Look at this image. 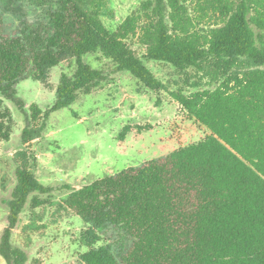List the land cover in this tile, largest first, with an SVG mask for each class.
Listing matches in <instances>:
<instances>
[{
  "label": "trees",
  "instance_id": "obj_1",
  "mask_svg": "<svg viewBox=\"0 0 264 264\" xmlns=\"http://www.w3.org/2000/svg\"><path fill=\"white\" fill-rule=\"evenodd\" d=\"M34 1L42 9L36 23L11 30L5 11L19 0H0V95L23 109L19 82L45 81L68 58L76 67L60 75L49 107L30 104L24 142L40 135L52 112L100 85L105 75L83 59L97 51L155 92L158 103L167 92L182 117L208 130L198 142L69 193L65 205L90 225L83 264H264V0H142L114 31L101 19L106 0ZM133 41L146 59L192 68L213 87L168 90ZM11 124L0 104V143ZM16 177L0 239L8 264L26 261L11 231L29 195L51 189L27 160Z\"/></svg>",
  "mask_w": 264,
  "mask_h": 264
},
{
  "label": "rangeland",
  "instance_id": "obj_2",
  "mask_svg": "<svg viewBox=\"0 0 264 264\" xmlns=\"http://www.w3.org/2000/svg\"><path fill=\"white\" fill-rule=\"evenodd\" d=\"M105 26L114 31L142 0H106ZM17 7V10L13 8ZM11 30L19 24H35L42 14L34 0H19L7 7ZM131 48L168 90L186 93L213 87L201 74L189 68L179 71L165 61L148 60L145 48L131 42ZM84 61L100 69L105 78L86 94L79 92L70 106L52 112L38 137L23 141L31 125L29 106L49 107L55 100L60 75H72L76 63L68 58L52 67L45 81L28 78L17 84L14 101L0 95V104L12 117L8 141L0 143V239L7 224L9 201L17 183L16 169L27 160L35 177L48 192L29 195L11 231V243L26 254L24 264H83L80 254L89 249L85 233L89 224L65 205L69 193L81 186L178 147L203 139L208 130L180 115L178 106L164 100L128 71H118L102 52L87 53ZM41 123V120H40ZM128 128L124 133L123 130ZM0 264H8L0 254Z\"/></svg>",
  "mask_w": 264,
  "mask_h": 264
}]
</instances>
